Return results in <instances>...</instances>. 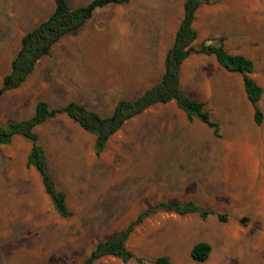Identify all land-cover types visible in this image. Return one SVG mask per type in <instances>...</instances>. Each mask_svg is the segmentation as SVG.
<instances>
[{"label":"rangeland","instance_id":"rangeland-1","mask_svg":"<svg viewBox=\"0 0 264 264\" xmlns=\"http://www.w3.org/2000/svg\"><path fill=\"white\" fill-rule=\"evenodd\" d=\"M67 1L74 8L91 0ZM183 1L133 0L97 12L56 44L20 89L1 98L0 123L28 119L40 101L60 108L77 100L107 116L119 100L137 98L162 75ZM202 2L201 38L254 63L263 122H254L242 76L204 55L184 62L181 86L205 104L220 137L171 103L127 122L96 156L94 137L61 114L36 132L69 218L54 211L39 175L27 167L30 144L15 138L0 147V264H80L141 212L188 201L214 214L202 220L159 211L134 229L127 249L148 264L161 257L199 264L191 250L207 242L212 252L201 264H264V0ZM52 10L51 0H0V84L23 35ZM209 17L215 22L207 24ZM95 264L138 263L105 257Z\"/></svg>","mask_w":264,"mask_h":264},{"label":"trees","instance_id":"trees-1","mask_svg":"<svg viewBox=\"0 0 264 264\" xmlns=\"http://www.w3.org/2000/svg\"><path fill=\"white\" fill-rule=\"evenodd\" d=\"M52 13L26 32L20 40V46L10 64V71L3 77L0 85L1 98L10 91L21 88L36 70L39 62L51 54L52 49L68 34L81 29L93 16L94 12L111 5H127L132 0H92L84 6L73 8L67 0H52ZM203 2L201 0H185L183 17L176 30L174 41L166 51L164 57V72L158 82L150 86L135 99L119 100L112 113L103 117L77 101H70L62 108H51L46 102L36 104L33 115L22 121L0 123V146L9 145L18 136L30 144L27 155V167L33 168L41 179L45 194L49 197L54 211L61 218H69L71 212L67 207L66 195L58 189L56 181L50 171L48 159L35 128L49 120L65 114L70 120L79 125L85 132L95 137L94 151L100 156L106 149L109 140L130 120L140 116L148 109L157 105L174 103L185 113L187 119L198 120L213 131L215 137H220V126L211 119L205 104L189 96L180 85V68L193 55L214 56L216 62L225 71L242 76L246 97L251 104L255 124L263 122V113L259 102L263 89L251 77L254 63L242 56L231 55L222 44L211 45L202 43L194 45L198 33L193 28L196 14ZM159 211L175 213L180 216L198 215L206 220L214 214L213 210L200 208L193 201L162 202L141 212L123 231L115 236L98 242L89 256L80 264H95L105 257H113L124 263L135 260L138 264H148L127 249L126 242L134 229L143 221ZM221 222L226 216L218 215ZM212 252L207 242H200L193 246L191 259L196 263H205ZM155 264H171L168 258L161 257Z\"/></svg>","mask_w":264,"mask_h":264},{"label":"crops","instance_id":"crops-1","mask_svg":"<svg viewBox=\"0 0 264 264\" xmlns=\"http://www.w3.org/2000/svg\"><path fill=\"white\" fill-rule=\"evenodd\" d=\"M51 1H52V0H51ZM91 1H92V0H91ZM132 1H133V0H132ZM132 1H131V2H132ZM201 1H202V0H201ZM89 2H90V1H89ZM89 2H87V3H89ZM131 2H130V3H131ZM184 2H185V0H184L183 3H182V17H183V4H184ZM52 3H53V1H52ZM87 3H86V4H87ZM130 3H129V4H130ZM86 4H84V5H86ZM84 5H80V6H84ZM127 5H128V4H127ZM122 6H125V5H111V6H108V7L103 8V9L96 10V11L94 12L93 16H94L97 12L102 11V10H104V9H106V8H110V7L121 8ZM77 7H79V6H77ZM201 7H202V5H201ZM201 7L199 8L198 12L200 11ZM53 8H54V4H53ZM74 8H76V7H74ZM198 12H197V14H196L195 21H194V23H193V28H194V29L197 31V33H198V37H197V40L194 42V45L197 46L196 43H197L198 40H200V39H202V43H207V44L215 45V39H213V38H201L202 35L204 36V33H200V32L197 30V28H196L197 18H198ZM51 13H52V12H51ZM93 16H92V18H93ZM92 18H91V19H92ZM91 19H90V20H91ZM90 20H89V21H90ZM89 21H88V22H89ZM88 22H87V23H88ZM180 22H181V21H180ZM214 22H215V20H213L212 17H211V18L209 17V18L207 19V22H206V23H207V24H210V23H214ZM87 23H86V24H87ZM86 24H85V25H86ZM179 24H180V23H179ZM85 25H84V26H85ZM84 26H83V27H84ZM178 26H179V25H178ZM177 28H178V27H177ZM176 30H177V29H176ZM175 33H176V31H175ZM175 33H174V36H175ZM208 33L211 35V32L208 31ZM205 35H207V34H205ZM173 41H174V38H173V40H172V43H173ZM202 43H201V44H202ZM201 44H200V45H201ZM197 47H198V46H197ZM52 50H53V49H52ZM51 52H52V51H51ZM204 56H205V55H204ZM164 57H165V55H164ZM213 57H214V56H213ZM214 58H215V57H214ZM215 61H216V59H215ZM39 63H40V62H39ZM183 64H184V63H183ZM183 64H182V66H183ZM217 64H218V63H217ZM218 65H219V64H218ZM182 66H181V68H182ZM181 68H180V85H181ZM163 72H164V58H163V64H162V74H163ZM161 76H162V75H161ZM160 78H161V77H160ZM159 80H160V79H159ZM159 80H158V81H159ZM0 85H1V84H0ZM181 88H182V86H181ZM19 89H20V88H19ZM182 89H183V88H182ZM17 90H18V89H17ZM14 91H15V90H14ZM10 92H12V91H10ZM244 92H245V91H244ZM7 93H9V92H7ZM7 93H6V94H7ZM195 100H196V99H195ZM70 101H77V100H70ZM70 101H68L67 103H69ZM197 101H198V100H197ZM0 102H1V101H0ZM77 102H79V101H77ZM199 102H202V101H199ZM67 103H66V104H67ZM80 103H81V102H80ZM66 104H65V105H66ZM82 104H83V103H82ZM169 104H171V103H169ZM173 104H174V103H173ZM65 105H64V106H65ZM84 105H85V104H84ZM166 105H168V104H166ZM174 105H175V104H174ZM64 106H63V107H64ZM85 106H86V105H85ZM157 106H158V105H157ZM175 106H176V105H175ZM60 108H62V107H60ZM89 109H90V108H89ZM177 109H178V108H177ZM91 110H92V109H91ZM178 110H179V109H178ZM93 111H94V110H93ZM180 111H181V110H180ZM95 112H96V111H95ZM97 113H98V112H97ZM183 113H184V112H183ZM99 114H100V113H99ZM184 114H185V113H184ZM32 115H33V114H32ZM100 115H101V114H100ZM59 116H60V115H59ZM59 116H58V117H59ZM101 116H103V115H101ZM107 116H109V115H107ZM107 116H103V117H107ZM185 116H186V115H185ZM58 117H57V118H58ZM29 118H30V117H29ZM186 118H187V117H186ZM55 119H56V118H55ZM68 119H69V118H68ZM25 120H26V119H25ZM52 120H54V119H52ZM69 120H70V119H69ZM19 121H22V120H19ZM49 121H51V120H49ZM49 121H48V122H49ZM71 121H72V120H71ZM130 121H131V120H130ZM197 121H198V120H197ZM10 122H16V121H10ZM72 122H73V121H72ZM128 122H129V121H128ZM198 122H199V121H198ZM7 123H9V122H7ZM7 123H6V124H7ZM46 123H47V122H46ZM74 123H75V122H74ZM1 124H2V123H1ZM44 124H45V123H44ZM44 124H43V125H44ZM75 124H76V123H75ZM3 125H5V124H3ZM76 125L78 126V128H79L81 131L85 132L84 130H82V129L79 127L78 124H76ZM41 126H42V125H41ZM41 126L36 127V128H35V132H36V129L39 128V127H41ZM122 128H123V127H122ZM36 133H37V132H36ZM85 133H87V132H85ZM87 134H89V133H87ZM37 135H38V134H37ZM90 135H92V134H90ZM92 136H93V135H92ZM93 137H94V136H93ZM15 138H21V137H18V136L14 137V138H13V141H14ZM23 140H24V139H23ZM13 141H12V142H13ZM94 141H95V137H94ZM3 146H6V145H3ZM0 147H2V146H0ZM28 153H29V152H28ZM48 164H49V163H48ZM32 169H33V168H32ZM34 171H35V170H34Z\"/></svg>","mask_w":264,"mask_h":264},{"label":"water","instance_id":"water-1","mask_svg":"<svg viewBox=\"0 0 264 264\" xmlns=\"http://www.w3.org/2000/svg\"><path fill=\"white\" fill-rule=\"evenodd\" d=\"M242 222H244V221H242Z\"/></svg>","mask_w":264,"mask_h":264}]
</instances>
